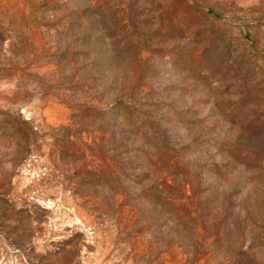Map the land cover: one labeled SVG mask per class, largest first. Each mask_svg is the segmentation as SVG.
I'll list each match as a JSON object with an SVG mask.
<instances>
[{"label": "rangeland", "instance_id": "374dc122", "mask_svg": "<svg viewBox=\"0 0 264 264\" xmlns=\"http://www.w3.org/2000/svg\"><path fill=\"white\" fill-rule=\"evenodd\" d=\"M0 264H264V0H0Z\"/></svg>", "mask_w": 264, "mask_h": 264}]
</instances>
